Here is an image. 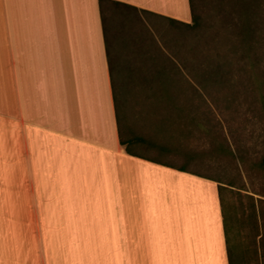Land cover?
Wrapping results in <instances>:
<instances>
[{
    "label": "crops",
    "instance_id": "obj_1",
    "mask_svg": "<svg viewBox=\"0 0 264 264\" xmlns=\"http://www.w3.org/2000/svg\"><path fill=\"white\" fill-rule=\"evenodd\" d=\"M112 1L192 23L190 0ZM122 142L101 0H0V264H229L223 184Z\"/></svg>",
    "mask_w": 264,
    "mask_h": 264
},
{
    "label": "rangeland",
    "instance_id": "obj_2",
    "mask_svg": "<svg viewBox=\"0 0 264 264\" xmlns=\"http://www.w3.org/2000/svg\"><path fill=\"white\" fill-rule=\"evenodd\" d=\"M120 12L109 11L112 30H149V16L140 21L133 13L123 28ZM254 14L259 30L241 62L237 23L251 27ZM195 15L197 29L168 30L157 22L153 40L119 43L121 135L140 155L233 185L224 193L232 250L240 264H264V0H195ZM254 205L258 228L250 216ZM109 251L57 257L54 264H131Z\"/></svg>",
    "mask_w": 264,
    "mask_h": 264
},
{
    "label": "trees",
    "instance_id": "obj_3",
    "mask_svg": "<svg viewBox=\"0 0 264 264\" xmlns=\"http://www.w3.org/2000/svg\"><path fill=\"white\" fill-rule=\"evenodd\" d=\"M101 5H102V20H103V24H104V34H105V42H106V48H107V52H108V60H109V67H110V75H111V80H112V87H113V93H114V101H115V105H116V109H117V114H118V95H117V74L118 72H120V67L118 62L116 61V49L119 46V43H123V44H128L129 41L130 42H138V41H148V40H153V36L150 30H138V31H134V30H110L109 29V24H113L114 20H115V16L112 14L107 15L106 11H105V6L108 5L109 6V10H121L120 14H124L125 19L123 20L124 23V28H126L127 26V21H128V17H131L132 12H135V15L137 14V16L139 17L140 21H142V18L138 15V10L136 8H133L132 6H129L127 4H123L120 2H116V1H112V0H101ZM190 6H191V10H192V23L190 25L187 26V30H192V29H197L199 27V23H198V19L197 16L195 15V0H190ZM146 12L141 11V14H144ZM143 24V23H142ZM254 25H252L251 27H243L241 28V26L239 25V23H237V28L240 30L239 33L236 35V37H239L241 40V43L243 44V47L245 48L244 50V54H240V60L241 62L245 61L251 54V51L253 49V47L250 45L251 40H252V36L255 33V30H259L258 25H260L259 19L256 16V14H254ZM143 26L145 27V24H143ZM258 27V28H257ZM242 30H248L246 33H248V35L244 36L241 32ZM243 49V48H242ZM256 67V65L251 66V69H254ZM118 123H119V118H118ZM119 130H120V125H119ZM121 134V131H120ZM122 136V135H121ZM123 145L127 146L126 143H123ZM128 153L131 154V151L129 149H127ZM263 167H264V160H263ZM219 183L222 184L221 181H217ZM229 187H233V185H228V187L226 186H220V195L222 198V206H223V212H224V223H225V232H226V240H227V245H228V256H229V264H240V258L234 255V252L232 250V239L230 236V230H229V226H228V218H227V206H226V202L224 199V193L226 191H229ZM232 191V190H230ZM254 199V198H252ZM258 210L256 208V205L253 206L252 208V212H251V218L255 219L256 223H257V228H258Z\"/></svg>",
    "mask_w": 264,
    "mask_h": 264
}]
</instances>
